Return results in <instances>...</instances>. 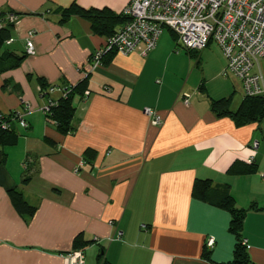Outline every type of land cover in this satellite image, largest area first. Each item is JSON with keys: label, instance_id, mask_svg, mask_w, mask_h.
<instances>
[{"label": "crops", "instance_id": "crops-1", "mask_svg": "<svg viewBox=\"0 0 264 264\" xmlns=\"http://www.w3.org/2000/svg\"><path fill=\"white\" fill-rule=\"evenodd\" d=\"M130 1L0 0V21L14 17L5 49L24 53L34 32L33 53L0 74V115L21 110L26 124L14 122L16 143L0 147V264H65L75 250L84 264H97L99 254L111 264L229 262L236 243L230 215L192 198L196 179L228 186L236 207L248 210L242 236L249 264H264V121L237 127L212 110L213 100L230 97V111L240 103L235 77L222 78V53L213 43L193 56L178 53L176 35L164 29L145 56L112 54L90 71L106 37L85 18L61 22L58 11L75 3L121 14ZM86 75L87 88L73 101V130L60 135L43 109L61 94L41 96L38 78L62 89ZM146 108L161 116L160 126ZM250 158L255 174H227L234 161ZM12 189L33 215L17 213ZM117 232L121 240H113Z\"/></svg>", "mask_w": 264, "mask_h": 264}, {"label": "built area", "instance_id": "built-area-1", "mask_svg": "<svg viewBox=\"0 0 264 264\" xmlns=\"http://www.w3.org/2000/svg\"><path fill=\"white\" fill-rule=\"evenodd\" d=\"M122 15L127 17L126 22L92 54L90 71L102 65L107 53L136 52L145 56L155 48L162 31L168 29L177 37L176 50L200 52L215 43L226 60L222 74L238 79L244 96L264 99V72L260 66L264 61V0H131ZM13 22V16L7 17L0 21V28ZM33 37L34 32L29 31L25 39L27 55L33 53ZM55 91L65 95L64 89H47L49 95ZM183 99L186 103L188 96L183 95ZM54 104L55 101L49 99L44 114ZM22 113L17 110L16 117L20 126L26 127ZM144 113L152 125L162 124L161 116L151 108H146ZM2 127L7 125L3 123ZM256 146L257 143H253V147ZM252 161L250 158L248 163ZM121 237L117 232L113 240H121ZM242 243L246 245L245 240ZM213 244V239H208L206 247L212 248ZM64 262L84 264L82 250L66 254Z\"/></svg>", "mask_w": 264, "mask_h": 264}, {"label": "trees", "instance_id": "trees-1", "mask_svg": "<svg viewBox=\"0 0 264 264\" xmlns=\"http://www.w3.org/2000/svg\"><path fill=\"white\" fill-rule=\"evenodd\" d=\"M58 11L61 12V22H66L73 15L85 18L90 21L93 33L106 38L113 35L115 28L124 24L127 20V17L123 16L122 13L115 14L108 9H84L75 3ZM5 20L6 19H4V21ZM11 28V23H5V25L0 28V74L18 68L27 56L25 52L18 54L4 48L6 42L10 38ZM186 53L193 56L198 52L186 51ZM112 54L116 53H107L102 59V64L106 63V59ZM87 78L88 75L77 84L62 88L64 89L65 95L54 100L55 104L51 106L49 112L45 114L46 119L54 124L57 133L60 135H68L73 130L72 119L75 112L73 101L76 96H82L84 94L87 88ZM38 81L40 84L39 94L43 97L49 96L47 89L50 88V86L46 85L41 78H38ZM7 86L8 82H5L4 87ZM230 102V97L213 100L211 102L212 110L217 113L218 116H229L237 127L244 126L248 123L261 124L264 121V99L243 96L235 111L229 110ZM0 116V147L13 146L18 138L12 126L14 122H18L16 111H12L8 115ZM3 123L7 125L6 128L2 127ZM45 141L48 144L54 145V143L47 138H45ZM90 153L91 151H86V155ZM257 169L258 165L254 160L251 163L234 161L228 167L227 174L233 176L252 175L257 172ZM8 193L10 201L19 215L31 216L34 214L35 208L27 204L19 191L12 189L9 190ZM191 196L193 199L222 209L230 215L228 231L235 237L236 243L232 260L221 264H249L250 260L247 247L242 243L244 240L242 236L243 221L248 210L236 207L235 201L229 193L228 186L214 188L210 180L196 179L192 185ZM253 208L254 207H251L249 210ZM202 257L209 261L210 252L204 251ZM96 263L111 264L103 257V254L97 256Z\"/></svg>", "mask_w": 264, "mask_h": 264}, {"label": "rangeland", "instance_id": "rangeland-1", "mask_svg": "<svg viewBox=\"0 0 264 264\" xmlns=\"http://www.w3.org/2000/svg\"><path fill=\"white\" fill-rule=\"evenodd\" d=\"M212 45H213L212 48L216 49L219 53H221L220 49L218 48V46L215 43H213ZM179 50L180 51H178V53H183L184 52V50H182V49H179ZM260 66L262 68V71L264 72V61L260 62ZM222 78H225L223 74H222ZM230 78H233V77L231 76ZM234 80L238 84L239 89L236 91V93H234V94H236V96L234 94L233 95L235 96V98L236 97L239 98V102H240V99L243 96V92L241 91V84H240V82L237 79L234 78ZM212 84H214V83H212ZM232 105H233V103H232ZM262 125H264V124L262 123Z\"/></svg>", "mask_w": 264, "mask_h": 264}]
</instances>
